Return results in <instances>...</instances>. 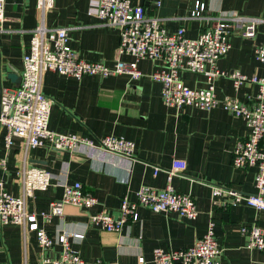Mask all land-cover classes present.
Segmentation results:
<instances>
[{"label":"crops","instance_id":"0c3cea01","mask_svg":"<svg viewBox=\"0 0 264 264\" xmlns=\"http://www.w3.org/2000/svg\"><path fill=\"white\" fill-rule=\"evenodd\" d=\"M98 1L55 0L53 8L44 15V24L49 29H68L69 45L82 60L107 66L117 60L131 61V57L117 55L119 30L104 26L90 14ZM131 3L144 7L147 17L159 19L168 34L183 27L189 39H195L203 29L216 23L219 13L264 19V0H131ZM196 3L205 6L203 20L190 19ZM39 21L36 0H4V20L0 24L2 91L19 86L5 76L12 72L21 76L22 58L31 31ZM263 37L264 25L259 26L254 39L231 34L230 50L218 62L219 70L264 78V65L255 59V49ZM137 65L143 77L136 82L125 74L104 79L84 76L76 80L48 72L43 76L41 88L52 102L50 131L86 139L124 138L135 143L132 160L96 149H78L73 153L47 148L25 150L24 141L19 138L6 150L5 130L0 126V162H5L4 167L0 165V181L4 190L14 197L21 195L25 160L27 166L50 174L47 190L34 192L26 201L28 212L37 215L49 212V204L61 200L62 186L66 183L79 182L86 192L93 194L97 205L89 210L67 206L61 218L45 221L38 217L40 228L54 240L62 231L82 234L83 239L70 240V246L87 262L139 264L138 258L143 257L144 264H153V249L189 248L211 226L222 250L221 264H264V252L250 249L247 239L240 234L241 226L264 229V212L244 204L224 208L212 203L213 187H228L247 195L255 193L257 170H238L231 165L234 147L249 135L246 122L220 108L203 111L165 107L160 84L148 77L159 63L142 59ZM180 77L191 89L207 86L202 75L183 72ZM213 85L219 100L250 103L258 92L249 83L235 88L227 78H218ZM174 159L183 160L186 168L172 178V187L175 192L193 198L198 212L195 220L139 208L137 221L128 222L119 233H108L90 223L89 216L100 211L117 218L121 199L133 200L141 186L163 190ZM60 251V246H54L51 257L57 258ZM41 256L33 232H24L16 225L0 226V264H40Z\"/></svg>","mask_w":264,"mask_h":264},{"label":"built area","instance_id":"2783aa9c","mask_svg":"<svg viewBox=\"0 0 264 264\" xmlns=\"http://www.w3.org/2000/svg\"><path fill=\"white\" fill-rule=\"evenodd\" d=\"M54 1L36 0L40 21L31 31L29 46L22 58L21 82L15 89L2 91L0 126L5 130L3 141L6 150L10 149L15 138H19L24 141L25 150L47 148L73 153L78 149H96L132 160L135 143L124 138L106 136L86 139L76 134L50 131L48 120L52 102L42 92V80L46 73L53 72L76 80L84 76L104 79L125 74L132 82H136L143 77L138 69V61L149 59L159 63L148 77L160 84L161 100L165 107L203 111L220 108L246 122L249 135L234 147L231 165L238 170H257L254 177L255 193L247 195L228 187H213L212 203L223 205L224 208L244 204L264 212V78L247 77L238 71L225 73L218 68V62L230 50L231 34L254 39L259 26L264 25V19L233 12L219 13L215 18L216 23L203 29L195 39H189L183 27L168 34L159 19L147 17L144 7L132 5L131 0H99L95 11L90 14L104 26L119 30L117 55L132 58L129 62L117 60L112 66H107L103 62L80 59L69 45L68 29H49L45 26L44 15L53 8ZM204 11V4L196 3L190 19L203 20ZM3 20L4 0H0V24ZM255 59L264 65V37L255 49ZM183 72L202 75L207 86L203 89L185 86L180 77ZM218 78L230 79L235 88L245 83L252 84L258 88V92L250 103H240L235 99L219 100L213 85ZM0 165L4 167L5 162H0ZM185 168L183 160L174 159L170 171L166 173L163 190L141 186L133 200L127 197L121 199L117 218L100 211L89 216L90 223L108 233H119L128 222L137 221L139 208L155 214L174 213L181 219L195 220L198 212L193 198L175 192L171 184L172 178L181 175ZM157 172L158 169H155L154 175ZM49 186V172L27 166L24 160L20 196H11L0 181V226L16 225L24 232H33L42 253L40 264H103L101 260L87 262L71 248L70 240H82V234L62 231L54 240L38 224V217L45 221L61 218L67 206L85 211L97 205L95 196L86 192L79 182L64 184L61 200L50 203L49 212L37 215L26 210V201L33 193L45 191ZM218 198L223 201L219 203ZM240 234L247 239L250 249L264 252V229L241 226ZM56 245L60 246L61 251L57 258H53L50 252ZM221 254L222 250L209 226L206 234L189 248L175 251L153 249L152 263L221 264ZM138 263L144 264L143 257L138 258Z\"/></svg>","mask_w":264,"mask_h":264},{"label":"water","instance_id":"95a60500","mask_svg":"<svg viewBox=\"0 0 264 264\" xmlns=\"http://www.w3.org/2000/svg\"><path fill=\"white\" fill-rule=\"evenodd\" d=\"M5 79L7 81H10L12 84H20L21 82V76H17L16 73L12 72V73H9L5 76ZM1 95H2V88H1V77H0V98H1Z\"/></svg>","mask_w":264,"mask_h":264}]
</instances>
